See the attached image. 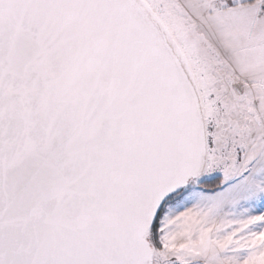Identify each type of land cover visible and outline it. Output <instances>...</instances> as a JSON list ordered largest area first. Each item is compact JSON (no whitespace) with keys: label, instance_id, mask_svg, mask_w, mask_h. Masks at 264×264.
Listing matches in <instances>:
<instances>
[{"label":"snow or ice","instance_id":"snow-or-ice-1","mask_svg":"<svg viewBox=\"0 0 264 264\" xmlns=\"http://www.w3.org/2000/svg\"><path fill=\"white\" fill-rule=\"evenodd\" d=\"M0 264H264V0H0Z\"/></svg>","mask_w":264,"mask_h":264}]
</instances>
